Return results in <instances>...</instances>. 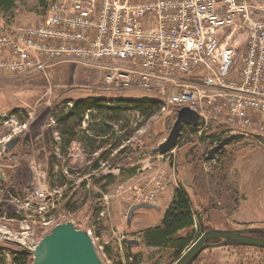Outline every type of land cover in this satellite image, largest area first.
Here are the masks:
<instances>
[{"label": "rangeland", "instance_id": "rangeland-1", "mask_svg": "<svg viewBox=\"0 0 264 264\" xmlns=\"http://www.w3.org/2000/svg\"><path fill=\"white\" fill-rule=\"evenodd\" d=\"M53 1L45 0L44 6L39 0H10L6 8L0 7V28L41 22ZM242 38L233 35L231 43L240 48ZM123 95L155 93L132 89ZM89 96H119L103 83V73L95 66L60 63L45 74L0 72V264H9L12 252L30 254L42 236L64 222L88 232L103 264H126L128 252L137 255L138 264H172L168 251L145 246L139 233L159 223L184 176L186 185L196 187H186L195 211L191 243L203 233L198 231V220L209 229H264V129L248 130L246 137L224 147L216 160L205 162V152L219 142L216 137L230 133L225 120L213 118L201 132L184 131L171 151L153 154L151 150L165 140L176 116L173 107L164 104V110L147 119L132 115L133 132L121 144L124 152H113L92 169L98 152L86 156L75 141L65 156L56 150L59 109ZM90 122L87 111L80 131L89 134ZM14 137L20 140L7 151L5 144ZM50 148L58 161L52 175L60 171L61 185L50 183L48 177ZM41 189H47V196L36 203L33 192ZM150 196L157 208L137 209L127 223L130 207L139 201L150 203ZM129 239L138 241L130 249ZM191 264H264V249L209 248Z\"/></svg>", "mask_w": 264, "mask_h": 264}, {"label": "built area", "instance_id": "built-area-1", "mask_svg": "<svg viewBox=\"0 0 264 264\" xmlns=\"http://www.w3.org/2000/svg\"><path fill=\"white\" fill-rule=\"evenodd\" d=\"M60 63L95 66L118 95L154 91L189 107L198 132L213 118L229 132L264 129V0H55L41 22L0 28V72ZM46 190L33 192L36 203Z\"/></svg>", "mask_w": 264, "mask_h": 264}, {"label": "trees", "instance_id": "trees-1", "mask_svg": "<svg viewBox=\"0 0 264 264\" xmlns=\"http://www.w3.org/2000/svg\"><path fill=\"white\" fill-rule=\"evenodd\" d=\"M39 2L44 6L46 4L45 0H39ZM9 4L10 0H0V7L5 6L6 8ZM66 102L68 100H65L64 104ZM163 105L164 102L156 94L127 97L122 93L119 96H115L114 99L89 96L73 100L71 107L60 108L57 113L58 116L56 115V118H58V132L60 133L56 150L62 156H65L69 145L74 141L78 142L85 150L86 156L98 152L96 159L92 163L93 165H91L92 169H94L101 160H107V157L113 152H124L125 148L121 144L133 132L129 126L130 121L133 119L132 115H138L141 118L147 119L158 113ZM87 111L91 116V122L88 126L89 134L86 131H80L82 117ZM176 111L177 109L173 107L174 114ZM198 125L195 127L183 126L176 142L180 140L184 131L185 133L194 134ZM230 129L232 127L227 125L226 131L228 132ZM209 136L212 137L210 134ZM203 138L202 135L199 139L203 140ZM221 139L222 137L217 136L215 140L220 141ZM49 152L48 177L50 183L61 185L63 182L60 171L52 175V168L58 161L51 154V148ZM223 152L224 150L218 151L217 155H221ZM205 154L203 155V159ZM183 179L184 181H181L180 185L173 189L171 201L165 208L159 223L139 233L141 242L145 246L168 251L171 259L170 263L174 262L191 243L196 231L193 229L195 211L192 208V203L186 189L189 186L192 189H196V187L186 185L185 178ZM64 206L67 209L69 208V210L72 209L68 205ZM197 225L200 232L209 229L200 220H198ZM251 234L263 236L260 232H251ZM128 249L130 248L128 247ZM127 255L132 254L128 252ZM197 256L189 264L195 261ZM126 259V264H138L137 255H132L130 259L128 257ZM9 264H31V256L26 251L12 252Z\"/></svg>", "mask_w": 264, "mask_h": 264}, {"label": "water", "instance_id": "water-1", "mask_svg": "<svg viewBox=\"0 0 264 264\" xmlns=\"http://www.w3.org/2000/svg\"><path fill=\"white\" fill-rule=\"evenodd\" d=\"M199 116L189 107H181L176 111L175 120L165 138L156 148L153 154H165L171 151L181 134L183 126L195 127ZM50 132V128H48ZM243 133H231L222 138L218 143L206 151L204 159L216 160L217 152L227 145L242 139ZM19 137H14L6 142L7 150L17 144ZM140 208H157L150 203L132 205L127 214L129 223L132 214ZM251 232H260L263 236H255ZM1 235V232H0ZM136 240H128V245H136ZM253 247L264 249V230L259 227H247L244 229H207L194 242L185 248L180 256L172 264H189L202 251L219 247ZM32 256V264H103L95 252L93 242L88 233L76 229L72 222H64L55 225L47 234L42 236L39 242L29 250Z\"/></svg>", "mask_w": 264, "mask_h": 264}, {"label": "flooded vegetation", "instance_id": "flooded-vegetation-1", "mask_svg": "<svg viewBox=\"0 0 264 264\" xmlns=\"http://www.w3.org/2000/svg\"><path fill=\"white\" fill-rule=\"evenodd\" d=\"M243 139V138H242ZM20 140V139H19ZM18 140V141H19ZM239 140H241V139H239ZM239 140H237V141H239ZM236 142V141H235ZM18 143V142H17ZM73 143V142H72ZM78 143V142H77ZM5 146H6V144H5ZM14 147V146H13ZM6 150H7V147H6ZM11 150V149H10ZM8 151V150H7ZM93 154H95V153H93ZM3 182V179H2V177H1V175H0V184ZM154 201V199H150V204H152L151 202H153ZM140 203H142L141 201H139ZM143 203H148L147 201L145 202H143ZM154 205V204H153ZM156 206V205H155ZM157 207V206H156ZM112 233H115L113 230L111 231ZM110 232V235L112 236V233ZM113 237V236H112ZM129 240H132V239H129ZM122 241V240H121ZM137 241V240H136ZM138 242V241H137ZM118 245H119V249L120 250H122V246H121V243H120V241H119V243H118ZM93 246H94V244H93ZM127 247H129V248H132L133 246H129L128 245V241H127V245H126ZM129 259H130V257H132V255H128L127 256ZM126 257V258H127ZM126 261H127V259H126ZM173 263V262H172Z\"/></svg>", "mask_w": 264, "mask_h": 264}, {"label": "crops", "instance_id": "crops-1", "mask_svg": "<svg viewBox=\"0 0 264 264\" xmlns=\"http://www.w3.org/2000/svg\"><path fill=\"white\" fill-rule=\"evenodd\" d=\"M185 178V177H184Z\"/></svg>", "mask_w": 264, "mask_h": 264}]
</instances>
